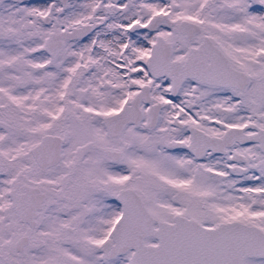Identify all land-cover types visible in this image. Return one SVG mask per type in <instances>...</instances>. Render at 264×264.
I'll return each mask as SVG.
<instances>
[{"label": "snow or ice", "instance_id": "6c2138e0", "mask_svg": "<svg viewBox=\"0 0 264 264\" xmlns=\"http://www.w3.org/2000/svg\"><path fill=\"white\" fill-rule=\"evenodd\" d=\"M0 264H264V0H0Z\"/></svg>", "mask_w": 264, "mask_h": 264}]
</instances>
